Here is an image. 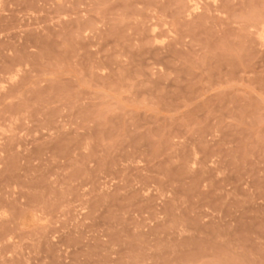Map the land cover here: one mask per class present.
Instances as JSON below:
<instances>
[{"label":"rangeland","instance_id":"374dc122","mask_svg":"<svg viewBox=\"0 0 264 264\" xmlns=\"http://www.w3.org/2000/svg\"><path fill=\"white\" fill-rule=\"evenodd\" d=\"M0 264H264V0H0Z\"/></svg>","mask_w":264,"mask_h":264}]
</instances>
